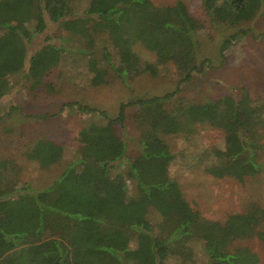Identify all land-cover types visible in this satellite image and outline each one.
<instances>
[{
    "label": "trees",
    "instance_id": "trees-1",
    "mask_svg": "<svg viewBox=\"0 0 264 264\" xmlns=\"http://www.w3.org/2000/svg\"><path fill=\"white\" fill-rule=\"evenodd\" d=\"M84 1L88 8L79 13L78 5ZM263 6L264 0H203L202 7L209 17L236 27L256 18ZM64 23L78 24L84 49L76 51L62 43L29 55V44L37 36L51 24ZM194 23L183 2L157 7L152 0H0V100L12 89L9 76L26 67L21 74L35 90L68 53L88 56L94 73L90 85L104 84L107 71L98 69L93 57L97 33L107 34L119 54L115 64L112 53L104 49L105 59L122 80L138 74L133 50L139 43L157 55L158 64L174 65L179 78L171 93L122 104L116 118L74 103L81 114H101L106 123L91 124L79 132L74 158L46 189L20 185L10 177L13 162L0 158V264H129L131 255L136 264L174 260L191 264L195 263L194 244L200 247L204 264H260L250 249L228 248L258 228L264 219L260 206L251 205L225 223L200 216L180 217V212L161 215L159 223L151 219L165 191L177 186L167 177H157L161 171L166 174L173 159L166 137L174 132L191 136L196 123L203 121L239 138L228 161L209 167L213 173L218 167L223 174L243 181L263 168L259 155L264 149V102L255 103L245 93L240 100L226 96L207 103L165 106L204 67ZM148 69L156 73L152 66ZM132 106L140 108L135 117L141 131L140 149L127 165V146L119 130H124L127 109ZM26 156L49 169L62 163L65 147L41 138ZM130 182L137 187L135 197ZM173 195L178 210L181 205L184 210L185 201L179 202L182 193ZM258 237L264 242V232Z\"/></svg>",
    "mask_w": 264,
    "mask_h": 264
},
{
    "label": "rangeland",
    "instance_id": "rangeland-1",
    "mask_svg": "<svg viewBox=\"0 0 264 264\" xmlns=\"http://www.w3.org/2000/svg\"><path fill=\"white\" fill-rule=\"evenodd\" d=\"M157 7L175 5L183 2L196 20L197 36L201 48L200 72L183 86L175 99L165 103L167 108L188 102L207 103L232 96L237 100L247 93L257 103L264 102V6L253 20L236 27H229L209 17L203 6V0H152ZM83 3V4H82ZM78 5V12L88 8L86 1ZM77 25V26H76ZM51 24L42 35L29 44V55L33 56L45 46H61L74 50L85 48L78 33V24ZM231 38L230 46L225 48ZM108 48L118 64L119 54L105 33L96 34L93 57L98 69L107 71L105 83L93 87L89 79L94 73L89 69L88 56L65 54L62 63L43 79V84L33 90L29 81L24 79L23 71L9 76L11 91L0 100V158L13 162L10 177L20 185H28L35 190H43L53 185L79 147V132L91 124L103 125L106 119L101 114H81L74 103L105 111L110 118L120 114L122 104L138 101L141 98L162 97L177 89L179 78L172 64H158L155 53L148 51L142 44L134 46L137 75L122 80L113 66L104 57ZM113 58H111L112 61ZM152 66L156 73L151 72ZM20 70V69H19ZM139 107L127 109L124 130H119L126 142L125 164H129L139 155L141 131L135 117ZM52 140L65 147V157L61 164L42 169L37 163L27 159L26 153L39 139ZM233 139V141H232ZM171 147L173 159L166 174L161 171L158 178L167 177L177 186L169 188L162 195L158 210L151 211L155 223L162 216L180 217L200 216L204 219L225 223L229 216L243 213L257 205L264 209V149L260 152L259 162L262 171L253 177L238 181L210 166L228 161L231 153L238 148L239 138L230 137L223 130L207 125L203 121L196 123L191 136L174 132L166 137ZM236 141V143H234ZM236 144V145H235ZM66 166V167H65ZM126 166V165H125ZM132 197L137 195L135 183L130 182ZM174 194H181L179 202L185 201L182 210H178V201ZM157 209V208H156ZM162 215V216H161ZM264 232V219L250 236L235 239L228 247L231 250L248 248L264 264V242L258 233ZM195 245V263L204 264L200 247ZM130 256L129 264L137 259ZM174 260L170 264H177Z\"/></svg>",
    "mask_w": 264,
    "mask_h": 264
}]
</instances>
